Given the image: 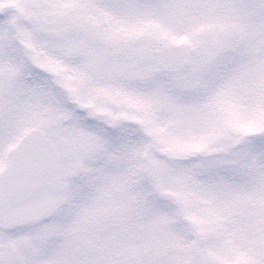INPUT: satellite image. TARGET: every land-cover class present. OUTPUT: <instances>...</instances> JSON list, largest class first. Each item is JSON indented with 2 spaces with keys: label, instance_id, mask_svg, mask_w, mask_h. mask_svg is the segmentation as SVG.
Instances as JSON below:
<instances>
[{
  "label": "rangeland",
  "instance_id": "374dc122",
  "mask_svg": "<svg viewBox=\"0 0 264 264\" xmlns=\"http://www.w3.org/2000/svg\"><path fill=\"white\" fill-rule=\"evenodd\" d=\"M72 1L0 0L1 197L33 128L78 161L57 184L68 206L1 234L0 264H264V0ZM145 46L188 65H139ZM86 70L132 81L126 102ZM69 100L109 111L119 147Z\"/></svg>",
  "mask_w": 264,
  "mask_h": 264
},
{
  "label": "flooded vegetation",
  "instance_id": "af4514ba",
  "mask_svg": "<svg viewBox=\"0 0 264 264\" xmlns=\"http://www.w3.org/2000/svg\"><path fill=\"white\" fill-rule=\"evenodd\" d=\"M139 1L142 2V0ZM87 2L91 3L90 8L92 9H105V8L110 9V4H113V0H101V1L88 0ZM84 3H85L84 0H73L71 2V5L68 6L66 9H84L83 6ZM77 41H78L77 43H79V38ZM171 57L169 56L159 57L152 64L157 63V61L159 60L160 63H162V66H167V68L169 69L171 65V60H170ZM118 72L121 73V71ZM86 73L89 76L90 80L95 81L96 84L107 85L106 91H108L109 96H113L116 99L122 100L123 103L126 102V99L130 94L132 81L130 80L126 81L125 78L123 77L122 80L123 86L118 87L116 85H113L112 87H108V84L114 83V81L107 80L108 78L107 71L102 73H97L96 75L93 76H90L91 75L90 71L86 70ZM171 74L175 75L174 73ZM108 79H110V77ZM59 86L61 87L62 90H64L62 85ZM75 103L77 104V108L84 112V114L83 113L79 114V117L81 118L80 122H82V124L84 123L86 127L92 129L93 132L97 134V136L100 137L102 140H106L109 144L112 143L113 145L119 147V145L122 143L124 135H122L121 133H117V134L114 133V131L116 130V126L111 121L112 117L106 116V115H110L109 111L105 110L104 113H99L98 111H94L90 107H87L86 105H83L76 101ZM118 118L122 119L123 117L119 116ZM88 121H94V124H92V126H88L89 125L87 124ZM35 129L36 128H33L31 131ZM45 133L47 138H49L54 143L55 145L54 148H49L44 142L40 140H34L32 142H29L30 138L28 135L19 141L18 148H16V150L13 151L14 153L12 152L11 157H8L7 163H9L8 161L11 160V162L9 163L11 165L13 162L19 160V158L22 156L24 157V161L28 165L40 169L43 177V186L44 188H46L48 192V196L55 199V204L52 206L51 210L44 212L43 214L39 215L36 218L29 217L23 220L22 222H17L14 219V217L10 214L12 207L8 203L7 198L4 195L1 197L0 194V236L1 237H2L1 234L16 236L17 233L21 230L26 231L31 228L33 229L37 222L41 220L50 219L52 216L51 213L58 204H60L62 208H66V206H68L65 201V198H62V200L61 198H59V192L60 194L61 193L63 194L62 192L63 187L62 185L57 186V184L61 183V179L64 178V176L62 177V167L67 166V164L70 162L69 161V159H71L70 157H73V159L75 160L74 162L76 163L78 162L75 157V151L73 150L68 151L67 149L58 150L57 141L54 139V137L50 136L47 132ZM1 137L2 135L0 134V142H1ZM1 156H2V148H0V173L4 166V157L3 159H1ZM1 184L4 192L3 181H1ZM30 213H33V211ZM22 243L28 245L29 240H22ZM1 248L2 246L0 245V250Z\"/></svg>",
  "mask_w": 264,
  "mask_h": 264
},
{
  "label": "water",
  "instance_id": "95a60500",
  "mask_svg": "<svg viewBox=\"0 0 264 264\" xmlns=\"http://www.w3.org/2000/svg\"><path fill=\"white\" fill-rule=\"evenodd\" d=\"M141 55L147 53L146 50H142L141 52ZM185 57V54H181L179 56H177L175 59H173V64L171 65V71L172 72H176V71H179L181 70L184 65L186 64V61L184 59ZM171 59V60H172ZM36 134L38 133L37 131L35 132ZM18 178V174L17 173H12L8 179V184H9V188L10 190H13V195L12 197L14 198H22L23 195H22V191H23V188L25 189L26 187L24 186L23 182L24 180H19L17 179ZM29 185H28V189H33V194L32 196L34 198H41L43 199V196H42V193L39 189V185H38V182L37 181H34L33 179H29ZM23 184V185H22Z\"/></svg>",
  "mask_w": 264,
  "mask_h": 264
}]
</instances>
